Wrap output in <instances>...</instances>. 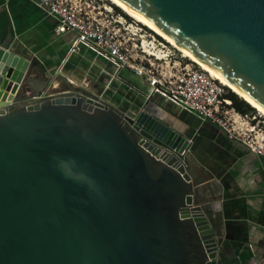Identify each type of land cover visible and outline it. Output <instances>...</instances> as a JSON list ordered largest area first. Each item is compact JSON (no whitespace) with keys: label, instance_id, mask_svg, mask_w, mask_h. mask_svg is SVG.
I'll return each instance as SVG.
<instances>
[{"label":"water","instance_id":"1","mask_svg":"<svg viewBox=\"0 0 264 264\" xmlns=\"http://www.w3.org/2000/svg\"><path fill=\"white\" fill-rule=\"evenodd\" d=\"M111 1L264 113V0ZM11 42L0 36V264H223L191 138L146 93L124 114L83 87L54 92L60 71L17 99L37 61Z\"/></svg>","mask_w":264,"mask_h":264},{"label":"crops","instance_id":"2","mask_svg":"<svg viewBox=\"0 0 264 264\" xmlns=\"http://www.w3.org/2000/svg\"><path fill=\"white\" fill-rule=\"evenodd\" d=\"M56 23L32 0H0V36L12 41L15 52L35 58V68L42 71L44 78L60 71L57 76H62L69 86L82 87L77 83L81 78L84 83L101 78L112 84L114 67L82 46L69 53L74 35H55ZM125 74L130 79L122 76L117 79L120 83L113 84L126 91L129 97L122 106L132 110V104L143 99L141 93H147L143 89L146 83L129 71ZM53 81L55 92H62L63 87L69 89L62 78L55 77ZM150 99L162 120L192 135L191 169L197 171V178L205 185L203 195L212 201L210 216L220 226L223 264H264V159L228 139L214 124L181 109L169 111V104L165 105L158 96Z\"/></svg>","mask_w":264,"mask_h":264},{"label":"built area","instance_id":"3","mask_svg":"<svg viewBox=\"0 0 264 264\" xmlns=\"http://www.w3.org/2000/svg\"><path fill=\"white\" fill-rule=\"evenodd\" d=\"M32 1L56 19L55 35H74L69 53L82 46L110 63L116 78L121 70L132 72L146 83L147 99L158 96L214 124L228 139L264 159V121L259 115L237 112L225 86L202 69L182 67L179 61L170 66L169 51L153 35H142L140 28L110 7H96L93 0Z\"/></svg>","mask_w":264,"mask_h":264},{"label":"rangeland","instance_id":"4","mask_svg":"<svg viewBox=\"0 0 264 264\" xmlns=\"http://www.w3.org/2000/svg\"><path fill=\"white\" fill-rule=\"evenodd\" d=\"M95 6H105V7H110L114 13L122 16L128 23H132L135 27H138L141 29V34H146V35H153L154 38L156 40H158L159 42H163L166 50L165 51H169V65L172 66L175 62L179 61L180 65L183 67L185 65H190L194 68H199L195 63L191 62L190 60H188L187 58H184L181 56L180 52H178L176 49H174L173 47H171L168 43H166L162 38H160L159 36H157L156 34H154L152 31H150L148 28L142 26L141 24H139L138 22L134 21L132 18H130L129 16H127L126 14H124V12H122L119 8H117L116 6H114L113 4H111L108 0H93ZM91 54L94 55V53L92 52ZM22 55V54H21ZM26 56V55H25ZM151 59V58H150ZM104 61V60H103ZM106 61V60H105ZM107 62V61H106ZM176 67L178 68V66L176 65ZM42 71H38L36 70L35 67H32L27 74V77L25 79V81L21 84L18 94H17V99H24L25 97H27L28 95H34L35 92L42 90L46 83L49 82L51 80V78L53 77V72H50L49 76L44 78L42 76ZM58 72V71H57ZM112 81L113 83H120L119 80H117L118 78L115 77V71L112 70ZM132 74V76H134V74L132 72H130ZM122 75L128 79H130L128 77V75L125 74V71L121 70L120 77H122ZM56 79L59 80L58 76H55ZM136 77V76H134ZM137 78V77H136ZM101 78H98V81H87L84 83V79L81 78L79 79L80 81H78L77 83L86 88V89H90L94 95H96L100 100L106 102L107 104L119 109L120 111H122L124 114H129L134 112V108L136 106V102L135 104H132V110L130 109H124L122 106V103L124 101H127L128 99L126 97H129L127 94H125L126 91H121L120 89H118V87L115 84H111L110 83H106L105 80H100ZM138 79V78H137ZM54 80V79H53ZM102 81V82H101ZM100 82V83H99ZM87 83H89L88 85H86ZM134 85L136 83H133ZM137 85V84H136ZM135 85V86H136ZM138 86L140 88H143L139 83ZM145 88L143 89H148V87L146 85H144ZM137 87V86H136ZM88 89V90H89ZM226 92L232 93L227 87H225ZM63 91H69L66 87H63ZM56 92H60V91H56ZM136 101H140L143 102V99L141 100H136ZM164 104L168 105L169 104V111H172V109L176 108V109H180L177 106L173 105L172 103L168 102L167 100L164 99ZM139 102V103H140ZM25 104V103H23ZM185 113H188L190 115H193L185 110H183ZM254 114L255 115H259L258 117H260V119L262 121H264V117H262L255 109H254ZM166 122V121H165ZM167 124H169L168 122H166ZM170 125V124H169ZM172 126V125H170ZM174 130H176L177 132H179L180 134H183L185 136H189V138L192 139V135L189 133H184L182 132L180 129H175L174 127H172ZM193 151V147L191 148V150H189V152L186 154L185 156V160L188 163V166H191L192 168V158L191 156L193 155L192 153ZM202 199V201L204 202V204L206 205V207H210V205L212 204L211 199H208L205 195L201 196L200 200ZM212 210V208H211ZM212 214V213H211Z\"/></svg>","mask_w":264,"mask_h":264},{"label":"bare ground","instance_id":"5","mask_svg":"<svg viewBox=\"0 0 264 264\" xmlns=\"http://www.w3.org/2000/svg\"><path fill=\"white\" fill-rule=\"evenodd\" d=\"M111 4H113L114 6H116L117 8H119L122 12H124V14H126L127 16H129L130 18H132L134 21L138 22L139 24H141L142 26L148 28L150 31H152L154 34H156L157 36H159L160 38H162L160 35H158L156 32H154L153 30H151L149 27H147L145 24H143L141 21H139L138 19H136L134 16H132L130 13H128L127 11H125L123 8H121L120 6H118L116 3H114L111 0H108ZM166 43H168L171 47H173L174 49H176L178 52H180L181 56L184 58H187L188 60H190L191 62L195 63L200 69H202L203 71H205L208 75H210L212 78L216 79L220 84H222L223 86L227 87L232 93H234L235 95H237L240 99H242L244 102H246L250 107H252L253 109H255L262 117H264V113H262L260 110H258L255 106H253L251 103H249L247 100H245L243 97H241L239 94H237L234 90H232L230 87H228L226 84H224L222 81H220L219 79H217L215 76H213L211 73H209L207 70H205L203 67H201L199 64H197L195 61H193L191 58H189L187 55H185L183 52H181L179 49H177L175 46H173L171 43H169L168 41H166L164 38H162ZM60 76V75H59ZM58 76V77H59ZM59 78H62V80L65 81V79L60 76ZM69 87V85H68ZM70 90V87L69 89ZM71 91V90H70ZM55 92V91H54ZM158 131V130H157ZM162 136V138L169 143V145L172 147V149H169V152H173L175 150H178L181 152V154H186V150H187V146L185 143L179 141V139L170 136L162 131H159V136ZM169 165L170 166H174L175 162H173V159L171 158V156H169Z\"/></svg>","mask_w":264,"mask_h":264},{"label":"trees","instance_id":"6","mask_svg":"<svg viewBox=\"0 0 264 264\" xmlns=\"http://www.w3.org/2000/svg\"><path fill=\"white\" fill-rule=\"evenodd\" d=\"M122 71H128V70H122ZM130 73V71H129ZM123 76V75H122ZM122 78V77H121ZM124 78V76H123ZM226 98H228L231 101L232 107L239 113L241 114H246V113H254V109L250 107L246 102H244L242 99H240L237 95L234 93H229L227 92ZM139 102H136V105Z\"/></svg>","mask_w":264,"mask_h":264}]
</instances>
